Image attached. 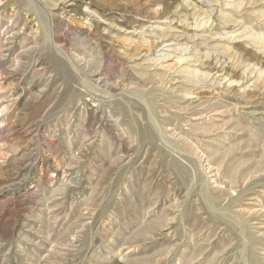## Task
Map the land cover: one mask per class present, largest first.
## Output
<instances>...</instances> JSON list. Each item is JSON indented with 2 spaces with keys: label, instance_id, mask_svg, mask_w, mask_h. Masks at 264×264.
<instances>
[{
  "label": "rangeland",
  "instance_id": "374dc122",
  "mask_svg": "<svg viewBox=\"0 0 264 264\" xmlns=\"http://www.w3.org/2000/svg\"><path fill=\"white\" fill-rule=\"evenodd\" d=\"M0 264H264V0H0Z\"/></svg>",
  "mask_w": 264,
  "mask_h": 264
}]
</instances>
